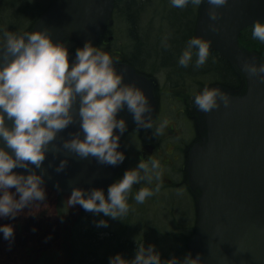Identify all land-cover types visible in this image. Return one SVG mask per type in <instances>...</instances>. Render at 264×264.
Segmentation results:
<instances>
[{
    "label": "clouds",
    "instance_id": "clouds-1",
    "mask_svg": "<svg viewBox=\"0 0 264 264\" xmlns=\"http://www.w3.org/2000/svg\"><path fill=\"white\" fill-rule=\"evenodd\" d=\"M205 2L210 5L209 18L216 21L220 16L218 9L228 0H170L173 7L180 9ZM209 27L214 32L220 31L217 24ZM251 27L253 39L264 43V22L257 20ZM210 43L198 35L191 37L178 64L204 66L210 55ZM163 44L168 47L166 40ZM242 67L249 75L264 81V61L244 62ZM77 101L78 108L74 109ZM221 102L227 107L230 96L218 86L205 85L194 96L195 107L204 113L219 108ZM125 108L137 128L151 129L154 137L163 134L167 121L154 128L152 105L147 95L135 83L123 81V73L116 71L108 52L85 41L82 47L76 48L70 66L68 48L59 40L54 42L47 28L22 34L4 30L0 36V140L3 141L0 146V218H14L26 207L34 213L39 207L35 202L46 199L43 178L46 170L42 164L49 152L55 156L67 150L80 158L95 157L102 164L122 163L125 154L118 150L119 140L127 124L123 118H117V113ZM76 116L78 129L69 132L68 138L59 137V133L76 122ZM58 138L59 145L54 143ZM67 164L66 158L60 159L55 171H63ZM14 168L25 169L27 174L14 172ZM161 176L159 160H139L135 167L125 170L122 177L108 186L107 194L103 188L73 187L67 206L79 204L85 211L121 219L130 210L128 195L133 185L159 181ZM13 187L15 190L10 191ZM152 195V189L141 187L134 199L143 203ZM107 223L101 219L97 226L107 227ZM0 233L9 242L14 239V228L10 224H0ZM109 264L203 262L199 254L192 257L191 253H186L182 260L172 256L162 261L154 244L145 247L144 243H139L131 259L116 253L109 257Z\"/></svg>",
    "mask_w": 264,
    "mask_h": 264
},
{
    "label": "water",
    "instance_id": "water-1",
    "mask_svg": "<svg viewBox=\"0 0 264 264\" xmlns=\"http://www.w3.org/2000/svg\"><path fill=\"white\" fill-rule=\"evenodd\" d=\"M113 1L54 0L31 31L47 28L54 42L66 36L81 45L85 41L94 43L104 26L112 23ZM209 7L206 2L200 6L194 36L211 41L210 50L238 71L244 89L218 86L229 94V105L221 102L219 108L207 113L197 109L203 137L191 147L185 166L187 185L196 194L195 229L187 252L192 257L199 254L203 264H264V81L242 67L244 62L258 64L262 60L238 41L243 28L257 20L264 22V0H228L218 9L216 21L209 18ZM211 24H217L220 31H212ZM74 57L69 54L70 66ZM119 72L124 82L132 78L143 84L153 112L148 80L127 66H121ZM77 108L78 101L74 104ZM78 119L76 116V122L58 136L68 138L69 132L78 129ZM54 143L59 145V138ZM65 158V169L56 172L55 165ZM120 164H102L95 157L80 158L67 150L55 156L49 152L42 164L46 170L44 185L60 192H71L73 187L104 189ZM13 171L27 174L22 168Z\"/></svg>",
    "mask_w": 264,
    "mask_h": 264
},
{
    "label": "rangeland",
    "instance_id": "rangeland-1",
    "mask_svg": "<svg viewBox=\"0 0 264 264\" xmlns=\"http://www.w3.org/2000/svg\"><path fill=\"white\" fill-rule=\"evenodd\" d=\"M50 2L51 0H27L26 3L21 2V0H0V36H2L4 30L15 33L18 32V34L26 31L32 26L35 18L40 15L39 13L43 11ZM28 3L33 5V8L26 14V20L23 22L17 19L16 17L18 16L14 13L21 11L24 5ZM152 3V7L151 5L145 7L147 8L146 10H148V8L149 10L158 9L160 12H163H161L163 18L162 21L157 17L155 19H149L154 16L153 13H151L149 18L147 16L146 19L142 20L144 29L147 23L151 26L150 29L145 32V35L152 38L151 44L149 45L150 47H147L146 51L150 50V53L157 51V55L161 57V48L164 45L160 46L157 43L160 41V36H162L161 42L165 40L167 42L176 19L178 20V17H180V12H177L175 17L173 16L172 10L175 7L171 5L170 0H154ZM192 12L195 20V5L193 6ZM115 13V17H112L113 23L108 31L112 37L110 45L119 49L123 48V51H126L132 45L129 44L127 21L124 17ZM261 44L264 45V43ZM70 45L71 44H68V46ZM136 63L137 65H142L141 62L136 61ZM154 63H156V65L150 63L147 65L148 70L146 69V73L149 75L152 82V87L156 85L160 87V93L159 90L158 93L160 94L161 105L155 113L154 122H158L159 125L162 121H167L164 132H166L168 137L170 134L174 133V131L169 132L168 129V125H172V123H174L176 131L186 135L185 126L177 122L183 121V118H175L177 115L176 111H178L177 106L180 105L178 99H180L179 95L194 99L197 90L194 86L188 85L180 88L179 86L182 84V78H176V75L171 74L169 69L159 67L164 65L161 58ZM149 65L151 66L149 67ZM162 84H165L163 89L161 87ZM129 152H131L130 149ZM141 187H146V181L134 185L133 191H130L128 195V203L130 205L128 214L121 217V219H113L104 216L103 213L94 214L85 211L79 204L68 207L66 200L70 196V193L57 192L44 186L46 199L44 201L35 202L39 207L34 209V213L31 212L30 208L26 207L14 218H0V224H10L14 228V239L11 242L5 240L3 234L0 233V264L68 263L69 259L67 257L63 259L62 253L58 248L62 227L69 226L71 223V227L69 226L71 229L77 225L80 226V228L93 227L96 232H100L99 234L102 235L107 228L109 230H115V232L119 234L121 238H125V240H147L149 243L155 245L156 250L159 251L161 256L165 252L168 257L176 256L182 260L187 253V249L185 243L186 235H180V231H183V228L180 226L186 225L187 222L180 220L178 214L181 211L190 214V200L186 198L184 201L181 193L173 192L171 195L164 198L165 204L158 203V200L153 197L147 198L143 203H137L134 196ZM14 190V187L10 189V191ZM105 194H107V191H105ZM183 194L185 197L187 196L185 191H183ZM158 197H160V195L156 198ZM180 199H182L184 203L182 202L181 205H178L177 209L171 202ZM86 217L90 219L88 220ZM101 219L107 220V227L97 226V222ZM183 247L185 248V253Z\"/></svg>",
    "mask_w": 264,
    "mask_h": 264
},
{
    "label": "trees",
    "instance_id": "trees-1",
    "mask_svg": "<svg viewBox=\"0 0 264 264\" xmlns=\"http://www.w3.org/2000/svg\"><path fill=\"white\" fill-rule=\"evenodd\" d=\"M153 1L154 0H115V12L117 15L124 17L127 21L128 37L133 45L130 47L131 50L128 51V55L132 58H137L139 62L147 65L150 63L156 65L154 62L161 58L162 63L164 62L163 66L169 69L171 74L176 75V78H182V84L179 86L180 88L187 85L194 86L198 92L200 88L210 82L220 83L230 89L239 88L241 85V77L229 62L219 56L216 51L210 50V55L206 64L200 68H195L194 64H190L188 67H182L178 64V58L182 50L186 47L187 41L193 36L198 13V6L196 5L195 20L192 14L194 6L192 4H189L183 9L175 7L172 10L174 17L177 12H180V17H178V20L176 19L169 38L167 39L168 47L162 46L164 44H162V36H160V41L157 44L162 46L161 57L157 55V51L154 53L152 52L153 54L149 52L150 50L146 51V48L150 47L149 45L151 44L152 38L145 35V32L150 29L151 26L147 23L144 29L142 20L146 19L147 16L149 18L151 13H153L154 16L149 19H155L157 17L162 21L163 18V15H161L162 11L160 12L158 9H150V11L148 8L149 11L146 10L147 8L145 7L150 5L152 7ZM21 2L26 3L27 0H21ZM32 6L33 5L30 3L25 4L21 11L14 13L18 16L16 18L24 22L26 20L25 16L33 8ZM108 31L109 29L105 33V36H111ZM239 42L246 49L258 53V55L264 59V45H262L259 40L253 39L251 26L240 32ZM107 43L109 44V42ZM105 47L108 49L107 46ZM75 48L76 46H73L72 49L74 50ZM194 60L195 56L193 57V61ZM87 219L89 220L90 218ZM71 225L72 223L69 226L71 227ZM69 226L62 227L58 248L62 253L63 259L66 257L69 259V262L66 264H109V257L116 253H120L125 258L131 259L135 254L137 244L144 243L145 247L151 244L147 240L141 239L139 241L125 240V238H121L115 230H109L107 228L105 229L106 231H104L105 233L101 235L99 234L100 232H96L93 227L80 228V226L77 225L71 229ZM184 249L183 247L185 253ZM171 257H168L164 252L161 256V260H168Z\"/></svg>",
    "mask_w": 264,
    "mask_h": 264
},
{
    "label": "flooded vegetation",
    "instance_id": "flooded-vegetation-1",
    "mask_svg": "<svg viewBox=\"0 0 264 264\" xmlns=\"http://www.w3.org/2000/svg\"><path fill=\"white\" fill-rule=\"evenodd\" d=\"M51 3L52 0L39 14L41 15L50 6ZM31 28L32 26L29 27L30 30ZM29 29H27L26 31H28ZM107 30L108 29L106 28L103 33L104 35L102 34L99 38L98 41L100 42V44L97 47L103 51L108 52L113 57L116 71L119 72L121 66H128L136 75L150 78L146 73L147 64L137 65L136 61L139 62V60L128 55V51L131 50L130 48L126 51H123V48L119 49L114 46H112L111 48L110 42L112 40V37L105 36V32ZM107 42H109V44ZM129 44H131V42ZM105 46H107L108 49ZM159 67L164 66L161 65ZM128 83H135L137 86L143 89V84L132 81V78L128 80ZM163 86H165V84L161 85L162 89ZM242 86L243 82L241 79L240 87L232 90H239ZM158 90L160 93V87H158L157 85L153 87L155 110L152 114V118L154 128L158 126V122H154L155 113L161 105V98L159 97L160 94L158 93ZM179 97L180 99L178 100L180 101V105L177 106L178 111H176L177 115L175 118H183V121L177 122L185 126L186 135H183L181 134V132L176 131L174 128V123H172V125H168V129L169 132L174 131L173 134H170L168 137L166 132H164L165 134L163 133L154 137L152 135L151 129L137 128L132 115L127 111L126 108L117 113V118H123L127 124V129L123 134H120L119 140V148L124 152L125 159L121 163V166L119 167L111 184L116 179L122 177L125 170L135 167L139 160H147L149 158L159 160L162 166L161 179L159 181L154 179L151 183H148L146 181V187H149L153 190V195L151 197L157 199L158 203L165 204L164 198L168 197V195H171L173 192L181 193L183 195L184 201L186 200V198L190 200V214L185 211H181L178 214L180 220L187 222L186 225L180 226L181 228H183V231H180V235H186L190 238L192 233L194 232V224L196 219V195L189 189L187 185L185 178V166L191 147L194 144L202 141L203 132L198 124L199 119L197 116V109L194 105V100L189 99L188 96L183 97L179 95ZM129 149L131 152H129ZM157 184H159L158 189ZM107 188L105 189L107 190ZM133 189L134 188H132L131 191H133ZM183 191L187 193L186 197L183 194ZM158 195H160V197L156 198ZM183 200H175L172 201L171 204L175 205L178 209V205H181L182 202L184 203Z\"/></svg>",
    "mask_w": 264,
    "mask_h": 264
}]
</instances>
